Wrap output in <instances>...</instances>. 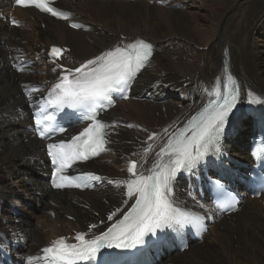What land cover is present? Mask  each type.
<instances>
[{
    "label": "bare ground",
    "instance_id": "1",
    "mask_svg": "<svg viewBox=\"0 0 264 264\" xmlns=\"http://www.w3.org/2000/svg\"><path fill=\"white\" fill-rule=\"evenodd\" d=\"M59 6L71 13L69 21L0 0V244L13 263L42 264L39 249L51 241L76 244L78 233L92 239L107 231L135 200L124 183L133 178L129 162L137 161V172L147 174L169 138L207 101L206 92L231 75L241 105L227 121L219 162L221 181L232 182L242 195L240 206L222 215L207 197L199 198L192 183L177 180L173 202L202 215L209 229L200 243L187 238V251L170 245L158 264H221L224 256L222 264H264V195L249 198L240 181L252 163L247 151L252 123L242 107L250 93L264 98V0H61ZM194 7L198 17L181 11ZM9 18L19 23L17 29ZM70 23L83 28L74 30ZM137 40L153 46V57L134 80L129 98L104 115V152L81 166L101 180L83 191L51 190L44 143L31 130L29 107L62 74L45 50L68 47L61 64L75 68ZM24 61L30 66L13 67ZM33 85L39 86L36 93L29 91ZM80 129L70 127L67 135ZM11 208L24 216L14 220Z\"/></svg>",
    "mask_w": 264,
    "mask_h": 264
},
{
    "label": "snow or ice",
    "instance_id": "2",
    "mask_svg": "<svg viewBox=\"0 0 264 264\" xmlns=\"http://www.w3.org/2000/svg\"><path fill=\"white\" fill-rule=\"evenodd\" d=\"M17 5H34L41 11L49 12L53 16H62L55 7H50L47 0H15ZM15 25L17 22L12 21ZM72 27H80L73 24ZM61 49L53 47L51 54L55 55ZM152 57V45L143 40H137L123 47H116L108 52L88 60L74 70H68L52 87L49 94V105L57 108L67 106L82 112L94 110L101 102L111 103V93L125 89L130 80L144 68ZM78 74V75H77ZM72 76V79L69 77ZM235 84L231 75L227 76V84ZM236 95L229 89L219 102H212L194 117L189 129L181 130L175 138H169L160 152L157 161L148 169L149 175L137 172V163L132 161L128 172L134 178L125 181L128 196L135 198L131 210L118 219L107 231L92 239H85V233H78L76 240L79 244H68L64 238L53 242L52 246L44 249L49 264H75L81 260H95L102 248H131L143 244L145 236H156L157 230L174 228L183 223H193L198 218L179 217L178 210L173 207L171 199L172 182L181 170L190 171L204 160L211 152H217L216 145L223 134L224 125L228 121L229 113L235 106ZM93 120L78 136L72 137L69 143L49 144L48 156L54 166L52 173L53 187H81V180H99L93 173H85L82 177L64 174L76 161H86L89 155H98L105 144L104 123L89 116ZM52 117L41 112L34 120L39 136L43 139L57 130L64 132L62 127H53L47 122ZM131 127V125H129ZM167 131V130H165ZM190 133V134H186ZM156 134L149 136L153 140ZM149 149L151 145L148 146ZM148 151V149H146ZM257 153L253 152V156ZM164 156L167 162H161ZM212 161L209 160V164ZM217 183H219L217 181ZM231 206V205H230ZM115 213L109 215L112 220ZM95 225L90 226L94 228ZM160 239V237H157ZM100 264H111L107 259L108 253H100Z\"/></svg>",
    "mask_w": 264,
    "mask_h": 264
},
{
    "label": "rangeland",
    "instance_id": "3",
    "mask_svg": "<svg viewBox=\"0 0 264 264\" xmlns=\"http://www.w3.org/2000/svg\"><path fill=\"white\" fill-rule=\"evenodd\" d=\"M187 10H189V11H191L192 13H194L195 12V14H196V16L198 17V12L200 13V11H199V9H197L196 7H194V8H186L185 10L184 9H182L181 11L182 12H185V11H187ZM13 29H17L18 27H14V26H11ZM42 29H44V27L42 26ZM46 51V50H45ZM45 51H43V52H45ZM198 51H200V49L198 50ZM179 99V98H178ZM115 126V125H114ZM248 127H245V130L244 131H247L248 129H247ZM247 129V130H246ZM240 154H242V156H244L245 157V151L243 150V149H240ZM80 170H88L87 168H81ZM33 206L31 205V204H29L28 205V207L27 208H32ZM24 216V214H22L21 212H19L18 211V214H17V217H14V220L15 219H19V218H21V217H23ZM93 229H95V228H93ZM15 247H19V245H16ZM221 255V254H220ZM223 256V255H222ZM221 256V257H222ZM238 258L237 259H241V256L240 255H238L237 256ZM225 261V256H224V259L220 262L221 264L223 263Z\"/></svg>",
    "mask_w": 264,
    "mask_h": 264
}]
</instances>
